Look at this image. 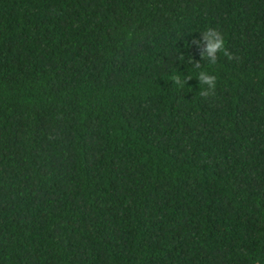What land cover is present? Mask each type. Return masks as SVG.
Listing matches in <instances>:
<instances>
[{"label":"trees","instance_id":"trees-1","mask_svg":"<svg viewBox=\"0 0 264 264\" xmlns=\"http://www.w3.org/2000/svg\"><path fill=\"white\" fill-rule=\"evenodd\" d=\"M0 264H264V0H0Z\"/></svg>","mask_w":264,"mask_h":264},{"label":"clouds","instance_id":"clouds-1","mask_svg":"<svg viewBox=\"0 0 264 264\" xmlns=\"http://www.w3.org/2000/svg\"><path fill=\"white\" fill-rule=\"evenodd\" d=\"M206 48L202 59H207L210 64L215 65L218 62L219 54L223 53L229 60L233 59V56L225 50V39L221 32L217 29L207 28L202 33ZM200 67V65H197ZM198 79L202 85H206L207 88H203L200 92L202 97L209 96L216 89V76L210 75L205 71H201L198 74ZM172 82L181 88L186 84L187 80L182 79L180 75H173ZM211 90V92L209 91Z\"/></svg>","mask_w":264,"mask_h":264}]
</instances>
